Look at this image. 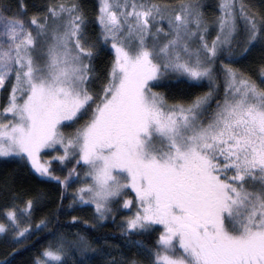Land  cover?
Instances as JSON below:
<instances>
[{"label":"snow or ice","instance_id":"1","mask_svg":"<svg viewBox=\"0 0 264 264\" xmlns=\"http://www.w3.org/2000/svg\"><path fill=\"white\" fill-rule=\"evenodd\" d=\"M7 11L0 6V89L10 87L0 158L64 192L80 180L67 208L92 206L98 222L116 220L115 204L134 207L119 227L144 259L108 264H264V51L258 79L235 66L264 50V14L220 0L209 22L200 0H98L93 34L79 0L46 4L27 19L23 3L17 14ZM106 50L112 59L95 91ZM182 82L208 90L171 102L155 90ZM73 161L83 177L76 167L56 175L54 163ZM33 206L29 199L6 210L0 234L19 245L47 229L46 220L22 225ZM78 223L88 225L72 216L69 224ZM157 226L154 245L132 239ZM53 235L32 264H87L89 253L104 251L78 233Z\"/></svg>","mask_w":264,"mask_h":264},{"label":"trees","instance_id":"2","mask_svg":"<svg viewBox=\"0 0 264 264\" xmlns=\"http://www.w3.org/2000/svg\"><path fill=\"white\" fill-rule=\"evenodd\" d=\"M220 0H200L203 5L205 16L211 22L218 16V5ZM60 0H0V6L8 5L9 11L5 12L6 15H15L19 12V6L23 3L27 12L22 18L27 19L33 15H39L43 11V6L46 4H55ZM83 9L87 13L91 21L89 28L95 34L99 31L95 24V16L98 7V0H79ZM158 3L177 4L180 0H155ZM243 3L250 6L252 11L264 14V0H242ZM209 36L213 39L215 27H212ZM241 46L243 45L244 36L237 37ZM261 48L257 47L247 60L242 61L241 64L235 65L242 68L245 72L253 78H258L257 65L259 58L262 54ZM111 50L102 51L99 58L96 60L97 73L101 77L97 80L92 87L95 91L100 90L101 84L104 82L105 70L109 66L112 59ZM168 96L169 101L172 97H181L185 92L199 94L207 91V87L189 88L186 83H166L164 86L155 89ZM10 87L2 90V104L3 107L7 102ZM223 90L221 89V95ZM214 107V105H213ZM83 121H81L82 123ZM72 131V129H65ZM53 167L56 169V175L61 177L67 175L68 168L76 167L78 173L83 177L86 169L82 165H75L70 163L67 167L54 163ZM75 180V178H74ZM80 180L72 183L67 192H64L61 185L52 180L40 178L34 171L26 164L12 160L0 158V223H7L4 217V212L15 205L17 208H23L25 202L29 199L33 200L34 206L31 215L25 220H22V225L27 226L31 224L35 226L41 220L48 221V228L43 231L35 232L29 239L24 240L22 244H14L12 236H4L0 234V261L11 259L13 264H32L34 258L40 255V252L48 247L50 243L55 242L53 233L59 235L63 233L69 238H73L77 233L86 236L93 242V247L103 248V252L89 253L87 264H108L113 259H140L144 257L141 251L135 245H129L127 240L121 236L118 220L125 215L128 211L121 209L119 204H115L116 209L114 215L116 220L111 219L98 222L94 208L92 206H85L81 210L72 211L67 206L72 200V193L75 191L73 188L79 183ZM78 182V183H77ZM64 199L61 200V196ZM129 196L131 193L129 192ZM72 216L80 217L82 220L88 222V225H95L89 227L83 223L70 225L69 221ZM159 231H162L160 226H157L156 231L151 234L143 236H134L132 239L141 240L147 245H154L156 236ZM105 239L107 243L105 244Z\"/></svg>","mask_w":264,"mask_h":264},{"label":"rangeland","instance_id":"3","mask_svg":"<svg viewBox=\"0 0 264 264\" xmlns=\"http://www.w3.org/2000/svg\"><path fill=\"white\" fill-rule=\"evenodd\" d=\"M158 3V2H157ZM219 3H220V1H219ZM170 5H173V4H170ZM175 5V4H174ZM219 6V5H218ZM204 11V10H203ZM220 15V13H219V11H218V16ZM217 16V17H218ZM215 19H216V17H215ZM214 19V20H215ZM209 22H211L210 20H209ZM213 22V21H212ZM213 29H212V27L210 28V31H212ZM209 31V32H210ZM216 31V30H215ZM216 33V32H215ZM216 35V34H215ZM215 35H214V37H215ZM213 37V38H214ZM209 40H211V38H210V36L208 35V37H207ZM253 78V77H252ZM253 79H258V78H253ZM2 90L3 89H0V105L3 103L2 102ZM6 104H7V102L5 103V105L3 106V107H0V110H2L5 106H6ZM0 119H3V117L2 116H0ZM65 131H67V130H65ZM58 153H55V152H53V153H51V155H57ZM45 156L47 157L48 156V153H45ZM90 182V181H89ZM78 183V182H77ZM82 186V182L81 181H79V183L73 188V190L75 191L77 188H79V187H81ZM129 192L131 193V195L129 196L128 194H129ZM128 193H127V198H130V199H133V201H135V197H134V194L131 192V191H129ZM135 211V208L133 207L131 210H128L126 213H125V215L124 216H122L119 220H118V223L120 224V221L124 218V217H126V216H130V215H132V213Z\"/></svg>","mask_w":264,"mask_h":264}]
</instances>
